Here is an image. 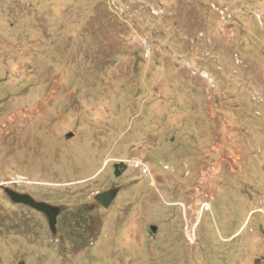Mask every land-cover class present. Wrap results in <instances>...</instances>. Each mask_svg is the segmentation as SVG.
<instances>
[{
	"label": "rangeland",
	"instance_id": "374dc122",
	"mask_svg": "<svg viewBox=\"0 0 264 264\" xmlns=\"http://www.w3.org/2000/svg\"><path fill=\"white\" fill-rule=\"evenodd\" d=\"M39 97L63 141L39 128L60 228L14 224L0 189V264H264V213L229 237L264 208L259 166L234 173L264 162V0H0V181L29 154L13 114ZM135 155L154 178L116 175Z\"/></svg>",
	"mask_w": 264,
	"mask_h": 264
},
{
	"label": "flooded vegetation",
	"instance_id": "af4514ba",
	"mask_svg": "<svg viewBox=\"0 0 264 264\" xmlns=\"http://www.w3.org/2000/svg\"><path fill=\"white\" fill-rule=\"evenodd\" d=\"M35 102H36L35 104L37 103L38 104L34 106V108H32L31 106H26L24 110L21 111L15 110L11 120L12 126L13 128L17 129V132L18 130H20L18 129V127L20 126L22 130H25L24 134L26 135L24 137L23 143L29 145L28 153L31 155L29 157V154H24V153L21 154L20 151H18V149L16 148V151H14V154L12 155V165H11L12 176L8 181L6 179L0 181V189L9 194L8 196L10 199L9 201L12 203L13 206V214H14L13 216L16 218V222H14V224L16 225L18 224L17 217L30 211L32 213H35L38 218L42 217L44 222L42 224L44 226L55 227V225H57L59 231L60 228L59 225L62 219V212L60 211L63 208L61 210H58L57 207H54L57 204L52 199L50 200V197L48 195L49 183L45 176L48 174V170L44 169L43 173H41V171L38 169V165L36 161H38L39 163H44L45 165L48 164V166H50V163L47 162L49 156L43 153V147L44 144H46L44 140L47 141V139L46 137H44V132L40 131L39 128L44 131L45 129L50 130L52 128L51 136L53 137V140L51 137L49 139L52 140L51 144L53 143V141L54 142L62 141L61 140L62 135L58 131V129L55 128L56 124H51V122L49 121L50 117L46 118L48 109L45 100L39 97L37 100H35ZM47 120L49 121L48 122L49 125H46L44 127V124H46ZM77 121L79 125L80 124L79 122L81 120L77 119ZM67 123L68 122L65 121L62 123V125ZM59 124H58V128L60 129L61 126ZM76 135H77L76 131L70 130L69 132L64 134L63 137L68 138L69 140L72 139L77 140ZM16 140L17 142H19L18 137ZM75 142L76 141H74V144ZM78 144H80V142H78ZM77 148L78 147L75 148V151L77 152L78 155L77 157L81 158L82 156L77 151ZM38 152L42 154H38ZM24 155L27 156L25 160H24ZM78 162L81 163V161ZM109 162L110 159H108L106 164ZM122 163L123 164L118 165V169L122 171L121 174L123 173V171L126 170V168L130 166L129 164H126L124 162ZM117 164L118 163H115V173H116ZM61 170H64L63 173L65 174L66 171L67 172L69 171V168L62 167ZM120 190H121V186L118 191V194L120 193ZM97 193L99 192H96L95 195ZM118 194L116 195L115 199L117 198ZM95 195L93 197L94 198L93 203L91 204L93 208H95L96 206L106 207L95 198ZM14 229L19 230L21 228H19L18 226V227H14ZM21 258H22L21 261L26 260L25 256H22Z\"/></svg>",
	"mask_w": 264,
	"mask_h": 264
},
{
	"label": "crops",
	"instance_id": "0c3cea01",
	"mask_svg": "<svg viewBox=\"0 0 264 264\" xmlns=\"http://www.w3.org/2000/svg\"><path fill=\"white\" fill-rule=\"evenodd\" d=\"M251 158H244L243 160H241L240 161V164L238 165V167L234 170V173H236V172H238L240 169H239V167L242 165V164H247L246 166L247 167H251V165H253L252 164V162L253 163H255L256 164V166L258 167V169H256L255 171H252L253 173H250V174H254V172L255 173H260V175H256V179H257V184L258 185H261V180L262 179H264V166H262L263 164H264V162L261 160V159H256V160H254V161H251L250 160ZM227 164H229V163H227ZM228 166H230V164L228 165ZM230 168V167H229ZM232 165H231V168H230V171L232 172ZM262 200H264V197L262 198ZM262 203V202H261ZM254 212L255 213H257V212H261V213H264V208H263V206H256L255 208H253L252 206L250 207V209L247 211V213H246V217H245V219L243 220V222H242V224L240 225V227L239 228H237V230H236V232H234L232 235H229V237H232L235 233H237L238 231H240L244 226H245V224H246V222H247V219H248V217H249V215L251 214V213H253L254 214ZM258 226H261L262 227V223L261 224H258Z\"/></svg>",
	"mask_w": 264,
	"mask_h": 264
},
{
	"label": "built area",
	"instance_id": "2783aa9c",
	"mask_svg": "<svg viewBox=\"0 0 264 264\" xmlns=\"http://www.w3.org/2000/svg\"><path fill=\"white\" fill-rule=\"evenodd\" d=\"M128 164L132 167H135L137 169H139L143 174L146 175H150L152 178H154V172H153V168L152 165L149 161L143 159L142 157L135 155L133 157H131V159H129ZM165 169L168 170H174V167L168 164H163ZM209 205V208H208ZM211 204L208 203H203L202 205V211L206 210V209H210ZM200 211V212H202Z\"/></svg>",
	"mask_w": 264,
	"mask_h": 264
},
{
	"label": "water",
	"instance_id": "95a60500",
	"mask_svg": "<svg viewBox=\"0 0 264 264\" xmlns=\"http://www.w3.org/2000/svg\"><path fill=\"white\" fill-rule=\"evenodd\" d=\"M120 164H123L122 162L121 163H118L116 165V175H120L121 174V170L118 169V165ZM120 189V186H113V187H110L106 190H103L99 193H97L95 195V198L100 202L102 203L104 206L108 207L109 205L112 204L113 200L115 199L116 195L118 194V191ZM150 229H151V232L152 233H156L157 230H158V226L157 225H154V224H151L150 225Z\"/></svg>",
	"mask_w": 264,
	"mask_h": 264
},
{
	"label": "bare ground",
	"instance_id": "6f19581e",
	"mask_svg": "<svg viewBox=\"0 0 264 264\" xmlns=\"http://www.w3.org/2000/svg\"><path fill=\"white\" fill-rule=\"evenodd\" d=\"M205 75H206V74H205ZM187 229H188V228H187ZM187 234H189V235L191 234V231H190L189 229H188V232H187Z\"/></svg>",
	"mask_w": 264,
	"mask_h": 264
}]
</instances>
